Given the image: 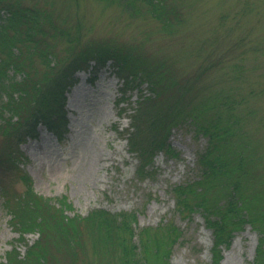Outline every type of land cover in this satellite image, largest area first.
Wrapping results in <instances>:
<instances>
[{"label":"trees","instance_id":"obj_1","mask_svg":"<svg viewBox=\"0 0 264 264\" xmlns=\"http://www.w3.org/2000/svg\"><path fill=\"white\" fill-rule=\"evenodd\" d=\"M102 1L113 2L131 17L144 6L146 14L167 33L181 23L167 0ZM0 11L6 14L0 20V135L4 140L0 145V195L18 234L1 264H53L63 253L72 264L78 263L86 238L98 264H169L172 247L182 237L171 223L136 233L134 213L95 209L84 217L69 216L66 212L72 206L65 196L57 198L56 205L36 193L32 178L19 167L18 146L36 136L38 125L58 132L65 126L62 107L65 94L77 82L76 72L97 71L108 60L120 81L117 102L127 92L140 93L130 107L124 134L128 151L138 160L137 177L150 174L157 152L176 156L168 140L170 131L189 125L196 138L205 140V147L197 153V179L171 188L175 211L184 218L196 212L202 215L211 231L212 264H219L222 249L246 225L258 236L253 263L264 264L263 197L259 191L249 196L252 168L247 169L249 160L243 155L247 143H232L238 134L237 101L229 100L232 95L224 88L204 95L194 86L209 65L193 77L178 78L167 60L150 59L137 47L111 48L108 42L82 41L78 20L68 23L53 18L46 8L22 5L19 0H0ZM57 42L66 46L62 57L53 51ZM141 85H146L148 95L141 93ZM15 182H20L21 191L11 188ZM28 234H36L30 244Z\"/></svg>","mask_w":264,"mask_h":264},{"label":"rangeland","instance_id":"obj_2","mask_svg":"<svg viewBox=\"0 0 264 264\" xmlns=\"http://www.w3.org/2000/svg\"><path fill=\"white\" fill-rule=\"evenodd\" d=\"M19 1L46 8L53 18L68 23L78 20L84 42H108L111 48L134 46L150 59H165L178 78L193 77L209 65L195 89L208 95L224 88L232 95L229 100L237 101L238 134L232 143H247L243 155L249 160L247 169L252 168L249 196L261 192L260 209L264 210V0H167L181 20L173 33L164 32L144 6L131 17L120 6L102 0ZM65 50L61 42L53 47L59 57ZM109 63L97 71L76 72L77 82L65 94L62 107L65 126L58 132L40 125L36 137L18 146L19 167L31 176L36 193L55 204L65 196L72 206L67 215L84 217L95 209L134 213L136 233L171 223L182 237L172 247L169 264H212L211 231L202 215H179L171 192L174 185L197 179V153L205 140L196 138L186 123L173 128L168 140L176 156L157 152L150 174L138 178V160L128 151L124 134L130 107L140 93L127 92L117 102L120 81ZM140 89L149 94L146 85ZM11 188L19 192L22 185L15 182ZM9 219L0 195V264L18 236ZM26 236L29 244L36 238V234ZM257 238L256 231L246 225L222 249L219 264H254ZM19 251L24 252L22 244ZM97 262L86 238L81 259L73 264ZM53 264L72 263L63 253Z\"/></svg>","mask_w":264,"mask_h":264}]
</instances>
